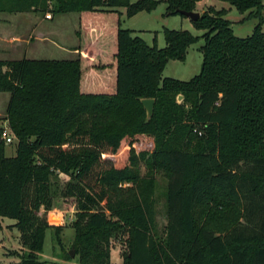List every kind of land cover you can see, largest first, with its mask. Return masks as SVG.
Returning a JSON list of instances; mask_svg holds the SVG:
<instances>
[{
	"label": "trees",
	"instance_id": "1",
	"mask_svg": "<svg viewBox=\"0 0 264 264\" xmlns=\"http://www.w3.org/2000/svg\"><path fill=\"white\" fill-rule=\"evenodd\" d=\"M197 1L0 0V12L80 14L77 58L0 59V92L11 94L5 120L16 136L11 156L0 140V216L16 220L22 245L12 264H41L49 228L60 240L61 225L50 220L61 198L75 200L82 264H113L111 240L125 229L123 264H264L262 23L240 37L227 9L208 7L192 21L205 30L201 71L181 80L164 76L166 65L185 61L199 36L165 28L166 45L149 44L123 27L118 9L133 17L165 3L170 16L196 11ZM224 1L241 13L264 6ZM90 31L113 41H94ZM143 98L155 99L151 119ZM141 160L167 178L162 234L155 181L140 175ZM57 174L69 176L59 194Z\"/></svg>",
	"mask_w": 264,
	"mask_h": 264
},
{
	"label": "rangeland",
	"instance_id": "2",
	"mask_svg": "<svg viewBox=\"0 0 264 264\" xmlns=\"http://www.w3.org/2000/svg\"><path fill=\"white\" fill-rule=\"evenodd\" d=\"M136 0H132L134 2ZM264 4V0H263ZM203 6L206 9L210 6L216 9L227 8L225 18L231 21V26L237 36L245 37L252 34L255 26L261 22L264 31V6L260 10L252 9L241 13L229 2L224 0H204ZM51 13V12H50ZM167 5L161 3L155 11L147 13L144 11L136 17L129 19L126 17L124 27L135 28V34L144 38L149 44L156 42L159 47L166 45L164 30L170 29H187L194 35L199 36V40L192 44L186 61L173 60L170 61L164 71V76L178 78L181 80H189L199 74L203 62V54L201 47L205 43L203 35L205 30L197 29L192 24L182 25V19L188 20L184 15L167 16ZM52 14V13H51ZM39 59H70L71 55L61 52L51 42H46L40 46L39 52L32 54ZM11 94L9 92H0V128L6 127L5 120L6 109ZM183 100V99H182ZM16 153V142L6 146V154L8 156ZM139 172L142 177L148 179L153 178L155 181L153 198L156 207V230L162 234L167 224V178L163 171H150L144 160L138 164ZM69 180V176L57 174L52 179V188L54 192L59 194L63 184ZM131 183L123 184L127 188ZM55 215L52 216L53 224L61 225L60 240H57L55 230L49 228L44 238L43 250L39 254L41 264H82L79 255L74 246L75 229L73 222L77 218L75 209V200L73 198L59 199L57 208L54 210ZM16 220L0 216V264H12L20 261V257L11 254L14 250L20 251L22 245L20 243V232L15 226ZM129 232L127 229L118 232L111 240V261L113 264H123L125 255L128 252ZM71 250L74 255L71 256Z\"/></svg>",
	"mask_w": 264,
	"mask_h": 264
},
{
	"label": "crops",
	"instance_id": "3",
	"mask_svg": "<svg viewBox=\"0 0 264 264\" xmlns=\"http://www.w3.org/2000/svg\"><path fill=\"white\" fill-rule=\"evenodd\" d=\"M203 3L204 0L197 1L196 11L202 13L206 10ZM5 4L6 6H12L9 2H5ZM118 9L122 12L121 18L124 27L127 10L125 7H120ZM143 12L144 11L139 12L133 17L128 18L132 19ZM46 13L47 12H41L35 9L5 10L0 12L1 60H19L23 58L39 59L32 54L39 52L40 46H42V44L44 45L46 42H51L61 52L71 55L70 59L78 57L80 50V14L78 12L62 14H54L51 12L52 17L46 18ZM187 24H192L194 26L190 18H188V20L182 19V25L186 26ZM127 28L134 30L135 34V28ZM89 33L92 38H94V41L101 40L104 43L113 41L111 35H103L92 31ZM188 55L189 51L187 58Z\"/></svg>",
	"mask_w": 264,
	"mask_h": 264
},
{
	"label": "water",
	"instance_id": "4",
	"mask_svg": "<svg viewBox=\"0 0 264 264\" xmlns=\"http://www.w3.org/2000/svg\"><path fill=\"white\" fill-rule=\"evenodd\" d=\"M179 13L181 15H184L192 21H196L200 17V12L198 11H186V10H179ZM183 95L178 96V100L182 101ZM142 103L144 104L146 110H147V117L148 119H151L154 114V105H155V99L154 98H143ZM71 256L74 255V251L71 250L70 252Z\"/></svg>",
	"mask_w": 264,
	"mask_h": 264
},
{
	"label": "built area",
	"instance_id": "5",
	"mask_svg": "<svg viewBox=\"0 0 264 264\" xmlns=\"http://www.w3.org/2000/svg\"><path fill=\"white\" fill-rule=\"evenodd\" d=\"M52 14L50 12L46 13V18H51ZM0 140H3L6 144H11L16 140L14 132L8 127H3L0 132Z\"/></svg>",
	"mask_w": 264,
	"mask_h": 264
}]
</instances>
